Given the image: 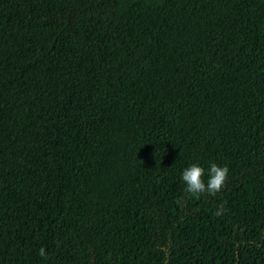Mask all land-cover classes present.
<instances>
[{"label": "trees", "instance_id": "1", "mask_svg": "<svg viewBox=\"0 0 264 264\" xmlns=\"http://www.w3.org/2000/svg\"><path fill=\"white\" fill-rule=\"evenodd\" d=\"M0 264H264V0H0Z\"/></svg>", "mask_w": 264, "mask_h": 264}, {"label": "clouds", "instance_id": "2", "mask_svg": "<svg viewBox=\"0 0 264 264\" xmlns=\"http://www.w3.org/2000/svg\"><path fill=\"white\" fill-rule=\"evenodd\" d=\"M226 166L217 165L215 162L209 164L207 168L206 181L202 179L205 175L203 169L198 163H190L180 172V179L184 182L187 191L199 193L205 190L212 192L219 190L226 176ZM39 254L44 255V248L39 249Z\"/></svg>", "mask_w": 264, "mask_h": 264}]
</instances>
